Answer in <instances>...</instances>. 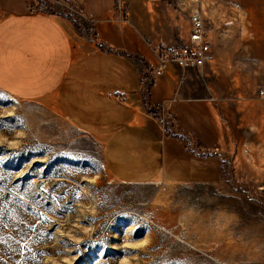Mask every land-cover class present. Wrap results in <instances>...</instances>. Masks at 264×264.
<instances>
[{
  "label": "rangeland",
  "instance_id": "obj_1",
  "mask_svg": "<svg viewBox=\"0 0 264 264\" xmlns=\"http://www.w3.org/2000/svg\"><path fill=\"white\" fill-rule=\"evenodd\" d=\"M185 1L214 53L185 70L191 95L222 109L220 181L120 182L59 103L0 86V264H264V22L250 18L264 0Z\"/></svg>",
  "mask_w": 264,
  "mask_h": 264
},
{
  "label": "crops",
  "instance_id": "obj_2",
  "mask_svg": "<svg viewBox=\"0 0 264 264\" xmlns=\"http://www.w3.org/2000/svg\"><path fill=\"white\" fill-rule=\"evenodd\" d=\"M118 2L0 0V86L18 98L59 103L101 144L106 169L120 182H219L227 135L219 101L191 95L189 70L159 68L150 46L186 44L190 16L200 9L185 0H124L125 15ZM213 3L214 22L222 23L220 1ZM240 6L246 14L253 7ZM251 16L264 22V14ZM170 114L180 132L161 119Z\"/></svg>",
  "mask_w": 264,
  "mask_h": 264
},
{
  "label": "built area",
  "instance_id": "obj_3",
  "mask_svg": "<svg viewBox=\"0 0 264 264\" xmlns=\"http://www.w3.org/2000/svg\"><path fill=\"white\" fill-rule=\"evenodd\" d=\"M117 8L127 14V5L124 0H119ZM72 11L79 15L85 16L82 9L72 7ZM191 31L189 40L184 45H171L164 40H158L150 43L154 54L159 59V68H163L167 64H176L182 69H199L214 60L212 44L207 38L205 29V18L201 10H196L190 16ZM264 95V90L261 91ZM169 117L174 123L177 122L175 117L170 114ZM176 131V130H175ZM190 148L193 149L196 145L191 134L188 135Z\"/></svg>",
  "mask_w": 264,
  "mask_h": 264
},
{
  "label": "trees",
  "instance_id": "obj_4",
  "mask_svg": "<svg viewBox=\"0 0 264 264\" xmlns=\"http://www.w3.org/2000/svg\"><path fill=\"white\" fill-rule=\"evenodd\" d=\"M146 102L149 103V102H148V99H146ZM148 106H149V104H148ZM151 111H152V110H151Z\"/></svg>",
  "mask_w": 264,
  "mask_h": 264
}]
</instances>
